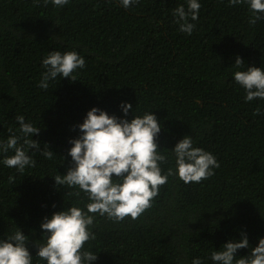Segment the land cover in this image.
Listing matches in <instances>:
<instances>
[{
	"label": "trees",
	"instance_id": "trees-1",
	"mask_svg": "<svg viewBox=\"0 0 264 264\" xmlns=\"http://www.w3.org/2000/svg\"><path fill=\"white\" fill-rule=\"evenodd\" d=\"M191 35L179 30L173 12L187 0H139L129 8L120 0H0V141L20 135L17 116L41 129L33 140L48 145L51 160L29 150L36 166L23 173L3 164L0 153V239L19 229L29 237L33 264L42 243L45 217L83 208L89 202L77 188L57 186L73 161L69 141L93 107L129 121L154 114L161 123L157 143L175 169L171 151L185 136L212 153L220 167L201 183L169 177L152 207L137 220L113 222L96 216V239L85 250L93 264H213L211 253L242 233L247 256L264 238V100L245 101L236 71L264 69V18L248 23L247 3L198 0ZM52 51H76L86 62L77 81L57 77L47 90L38 85ZM244 61L236 68V58ZM133 111L125 117L122 104ZM260 110L257 115L256 110ZM9 176L14 182L9 183ZM72 195H66V193Z\"/></svg>",
	"mask_w": 264,
	"mask_h": 264
},
{
	"label": "clouds",
	"instance_id": "clouds-1",
	"mask_svg": "<svg viewBox=\"0 0 264 264\" xmlns=\"http://www.w3.org/2000/svg\"><path fill=\"white\" fill-rule=\"evenodd\" d=\"M39 3V0H36ZM57 7H63L69 0H51ZM229 6L247 3L252 15L248 23L255 25L264 18V0H228ZM48 0H44L47 6ZM121 6L129 8L139 0H120ZM201 4L198 0H187V11L178 6L173 15L179 30L191 35L195 25L191 21L198 19ZM46 69L42 73L39 87L47 90L49 81L57 77L77 81L74 73L86 66L85 59L76 51L61 53L52 51L43 60ZM242 58L237 57L236 68L244 66ZM235 82L246 92L245 101L264 100V69L248 67L246 71L234 73ZM125 117L133 111L130 103L122 104ZM257 115L260 110L257 109ZM20 135L12 133L6 141H0V153L10 150L14 155H5L3 164L23 173L26 167H35L36 161L28 154L29 150L39 151L51 160L54 153L48 145L40 150V142L33 140L40 128L26 123L23 116L16 117ZM82 133L70 140L69 150L73 166L65 175H56L55 184L67 188H77L76 196L83 193L87 199L85 211L81 207L71 206L67 210L45 217L41 229L44 233L42 243L36 242V257L46 264H93L97 254L85 250V244L95 240L92 231L96 216L106 217L113 222H122L127 218L135 221L152 207L161 187L169 177H178L185 184L201 183L214 175V169L220 167L216 157L202 148L193 146V139L185 136L171 151L175 156V169L169 167L165 172L161 165L168 163V157L162 153L157 143L161 132V123L152 113L143 117L134 116L130 121L93 107L88 111L84 122L80 124ZM14 177L9 176V183ZM66 195H72L67 192ZM29 237L19 229L5 239H0V264H33V256L27 244ZM249 248L246 234L238 241L225 243L220 250L211 253L213 264H264V238L252 248L250 254L237 258L238 250ZM192 264H202L195 258Z\"/></svg>",
	"mask_w": 264,
	"mask_h": 264
}]
</instances>
